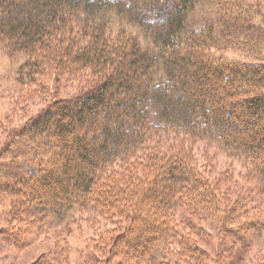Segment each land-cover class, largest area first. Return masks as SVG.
Masks as SVG:
<instances>
[{"label":"trees","instance_id":"1","mask_svg":"<svg viewBox=\"0 0 264 264\" xmlns=\"http://www.w3.org/2000/svg\"><path fill=\"white\" fill-rule=\"evenodd\" d=\"M237 3L0 0V45L27 58L21 81L62 91L16 134L12 172L25 174L6 189L10 220L93 210L114 227L101 264H168L167 243L201 255L187 247L212 215L223 225L244 217L184 145L204 139L244 158L264 192V30ZM113 18L150 45L109 28ZM226 50L251 60L214 53Z\"/></svg>","mask_w":264,"mask_h":264},{"label":"rangeland","instance_id":"2","mask_svg":"<svg viewBox=\"0 0 264 264\" xmlns=\"http://www.w3.org/2000/svg\"><path fill=\"white\" fill-rule=\"evenodd\" d=\"M233 1L238 2V12L245 11L253 18V23L264 30V0ZM109 28L125 29L135 34L141 45H150L147 35L139 33L141 30L132 23L113 18ZM214 53L224 54L231 60H251L241 51ZM259 58H264V48ZM26 61L24 53L10 54L0 45V264H86V260L91 261L89 264H97L94 259L101 264L98 259L104 261L110 257L108 243L114 230L104 215L74 208L62 221L48 211L42 212L41 222L35 221V217L25 216L10 220L12 200L6 189L20 174L13 173L11 165L16 134L50 102L53 95L62 94L60 88L51 89L49 82L41 88L28 80L21 81L18 71ZM184 145L203 176L216 181L227 202L232 203L238 198L247 213L244 217L227 221L225 225L212 215L213 221L205 227L206 233L194 236L191 246L187 247L193 254L190 248L194 241L198 244L202 253L197 258L186 255L185 250L181 252V247L171 242L162 251L163 259L168 264H264V192L256 170L244 158L235 157L224 147L204 139L189 140ZM20 161L19 157L16 163ZM24 174L21 171L20 176ZM183 216L184 211L180 208L175 211L176 218ZM246 221L248 225H245ZM243 226L246 228L242 229ZM5 229L18 231L20 239L15 237V241H9L5 235L8 230ZM184 245L182 241V247ZM52 255L57 256V262L49 261Z\"/></svg>","mask_w":264,"mask_h":264}]
</instances>
